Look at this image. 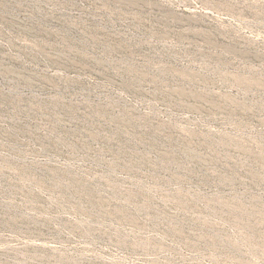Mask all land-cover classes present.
I'll return each instance as SVG.
<instances>
[{
  "label": "rangeland",
  "instance_id": "obj_1",
  "mask_svg": "<svg viewBox=\"0 0 264 264\" xmlns=\"http://www.w3.org/2000/svg\"><path fill=\"white\" fill-rule=\"evenodd\" d=\"M0 264H264V0H0Z\"/></svg>",
  "mask_w": 264,
  "mask_h": 264
}]
</instances>
